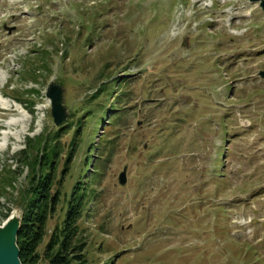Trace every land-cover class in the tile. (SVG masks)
<instances>
[{"label":"rangeland","instance_id":"rangeland-1","mask_svg":"<svg viewBox=\"0 0 264 264\" xmlns=\"http://www.w3.org/2000/svg\"><path fill=\"white\" fill-rule=\"evenodd\" d=\"M236 1L0 0V225L27 136L56 133L40 253L80 180L90 264H264V2Z\"/></svg>","mask_w":264,"mask_h":264},{"label":"trees","instance_id":"trees-1","mask_svg":"<svg viewBox=\"0 0 264 264\" xmlns=\"http://www.w3.org/2000/svg\"><path fill=\"white\" fill-rule=\"evenodd\" d=\"M55 137L56 133L48 136L44 133L27 136L23 147L19 150V155L22 158L20 165L26 168L28 179L27 188L20 191L24 208L17 234L19 259L22 264H90L82 253L84 243L77 238L78 220L81 217L86 197L80 180L70 191L63 219L59 225L54 227L42 252L38 251L46 232L49 214L54 210L60 198L58 187L54 189V194L52 192L53 187L57 185L56 157L58 150ZM73 143H75L74 140L71 144L73 145ZM13 173V169H8V172L2 177L3 189L6 187L5 185L13 183Z\"/></svg>","mask_w":264,"mask_h":264},{"label":"water","instance_id":"water-1","mask_svg":"<svg viewBox=\"0 0 264 264\" xmlns=\"http://www.w3.org/2000/svg\"><path fill=\"white\" fill-rule=\"evenodd\" d=\"M45 94L51 104L50 113L54 125L63 124L69 114L64 104L65 88L51 80L47 85ZM119 182L121 184L125 182L124 171L119 176ZM21 220L22 214L13 212L0 225V264H22L17 245V234Z\"/></svg>","mask_w":264,"mask_h":264},{"label":"bare ground","instance_id":"bare-ground-1","mask_svg":"<svg viewBox=\"0 0 264 264\" xmlns=\"http://www.w3.org/2000/svg\"><path fill=\"white\" fill-rule=\"evenodd\" d=\"M240 1L241 0H237L236 1V4H239L240 3ZM261 2L263 3L264 1L263 0H261ZM261 3V4H262ZM241 8H238L236 11H239ZM246 9V8H245ZM257 9H258V7H256V8H254L253 10H250L249 11V13H244V15H245V17H250L251 16V14H252V12H254L255 10L257 11ZM255 11V12H256ZM219 17L220 18H222V16L221 15H219ZM264 17V16H263ZM216 23L215 24H217L218 23V21H217V18L214 20ZM251 60V59H250ZM3 99H7V98H5L3 95L1 96V94H0V105L2 106V110H4V111H6V110H8V109H10V105L8 104V102H3L4 100ZM15 100V99H14ZM16 102H19V100L18 99H16L15 100ZM18 104V103H17ZM19 104H20V102H19ZM10 126H12V127H14L15 125H17L16 123H11V124H9ZM3 126H1L0 125V128H2ZM16 127V126H15Z\"/></svg>","mask_w":264,"mask_h":264}]
</instances>
